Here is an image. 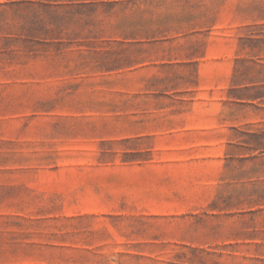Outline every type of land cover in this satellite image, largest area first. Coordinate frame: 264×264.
I'll return each mask as SVG.
<instances>
[{
	"label": "rangeland",
	"instance_id": "374dc122",
	"mask_svg": "<svg viewBox=\"0 0 264 264\" xmlns=\"http://www.w3.org/2000/svg\"><path fill=\"white\" fill-rule=\"evenodd\" d=\"M34 13L0 0V264H264V0Z\"/></svg>",
	"mask_w": 264,
	"mask_h": 264
},
{
	"label": "trees",
	"instance_id": "16d2710c",
	"mask_svg": "<svg viewBox=\"0 0 264 264\" xmlns=\"http://www.w3.org/2000/svg\"><path fill=\"white\" fill-rule=\"evenodd\" d=\"M96 1L98 0H19V5L35 8V13L27 21L31 31L62 33L67 28V19L74 8L85 7Z\"/></svg>",
	"mask_w": 264,
	"mask_h": 264
}]
</instances>
